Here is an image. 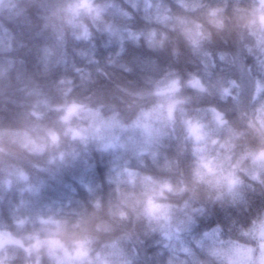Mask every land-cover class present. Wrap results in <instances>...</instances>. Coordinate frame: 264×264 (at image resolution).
<instances>
[{
	"label": "clouds",
	"instance_id": "9594fccd",
	"mask_svg": "<svg viewBox=\"0 0 264 264\" xmlns=\"http://www.w3.org/2000/svg\"><path fill=\"white\" fill-rule=\"evenodd\" d=\"M0 264H264V0H0Z\"/></svg>",
	"mask_w": 264,
	"mask_h": 264
}]
</instances>
